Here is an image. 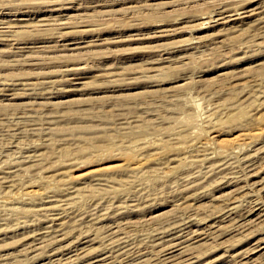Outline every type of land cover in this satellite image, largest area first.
Here are the masks:
<instances>
[{"label":"rangeland","instance_id":"374dc122","mask_svg":"<svg viewBox=\"0 0 264 264\" xmlns=\"http://www.w3.org/2000/svg\"><path fill=\"white\" fill-rule=\"evenodd\" d=\"M72 1L0 0V263L264 264V0Z\"/></svg>","mask_w":264,"mask_h":264},{"label":"bare ground","instance_id":"6f19581e","mask_svg":"<svg viewBox=\"0 0 264 264\" xmlns=\"http://www.w3.org/2000/svg\"><path fill=\"white\" fill-rule=\"evenodd\" d=\"M136 1H137V0H136ZM140 1H141V0H140ZM140 1L138 0V3H137V4H141V3H143V2H140ZM195 1H196V0H195ZM72 2H75V0L72 1ZM197 2H198V1H197ZM197 2H196V3H197ZM227 2H228V1H227ZM230 2L232 3V2H234V1H233V0L231 1V0H230ZM54 3H56V2H54ZM57 3H58V2H57ZM57 3H56V4H57ZM99 3H100V2H99ZM104 3H105V2H104ZM104 3H103V4H104ZM67 4H68V3H67ZM73 4H74V3H73ZM94 4H95V3H94ZM103 4L100 3V5H103ZM216 4H217V3H216ZM49 5H51V4H48V6H49ZM57 5H58V4H57ZM64 5H65V4H64ZM96 5H97V3H96ZM212 5H213V4H212ZM229 5H230V4H229ZM48 6H47V4H46V7H48ZM51 6H52V5H51ZM67 6H68V5H67ZM70 6H71V5H70ZM214 6H215V5H214ZM222 6H223V5H222ZM224 6H225V5H224ZM59 7H60V6H59ZM59 7H58V8H59ZM71 7H72V6H71ZM94 7H95V6H94ZM36 8H38V7H36ZM36 8H34V9H36ZM39 8H40V7H39ZM39 8H38V10H40ZM48 8H50V7H48ZM48 8H46V9H48ZM58 8H57V9H58ZM65 8H66V7H65ZM69 8H70V7H69ZM224 8H226V7H224ZM224 8H223V9H224ZM232 8H233V7H232ZM232 8H230V9H232ZM234 8H235V7H234ZM262 8H263V7H262ZM44 9H45V8H44ZM46 9H45V10H46ZM55 9H56V8H55ZM227 9H228V8H227ZM227 9H226V10H227ZM237 9H238V8H237ZM241 9H242V8H241ZM29 10H30V9H29ZM38 10H36V11H38ZM42 10H43V9H42ZM49 10H51V9H49ZM52 10H53V9H52ZM58 10H59V9H58ZM221 10H222V9H221ZM226 10H225V11L223 10V11H221L218 15H215V16H217V17H216L217 20L213 21V19H215V18H209V17H208V18H209V19L207 18L208 21L211 20L210 23H214V22H216L217 24L221 25V24H224V23H226V22H229L233 16H236V17H235V19H232V20H237V19L239 20V18L241 17V16H238V15L240 14V12L238 13V12L236 11V8H235L234 10L237 12V14H236V13H235V14H234V13H233V14L229 13L230 15H228ZM228 10H229V9H228ZM245 10H246V9H245ZM27 11H28V9H27ZM30 11H31V10H30ZM34 11H35V10H34ZM34 11H32V12H34ZM216 11H217V10H216ZM232 11H233V10H232ZM251 11H252V10H251ZM6 12H7V11H6ZM9 12H11V11H9ZM15 12H16V11H15ZM229 12H230V11H229ZM252 12H254V11H252ZM0 13H1V12H0ZM22 13H23V12H22ZM25 13H26V12H25ZM40 13H41V12H40ZM47 13H48V12H47ZM66 13H67V12H66ZM260 13H261V12H260ZM15 14H16V13H14V15H15ZM20 14H21V13H20ZM27 14H28V13H27ZM68 14H69V13H68ZM68 14H67V15H68ZM215 14H216V13H215ZM241 14H242V13H241ZM245 14H246V13H245ZM48 15H50V14H48ZM242 15H244V12H243ZM247 15H248V14H247ZM251 15H252V14H251ZM0 16H1V15H0ZM42 16H44V17H42L41 20L44 19V21H39V22H38V20L41 18L40 16H39L40 18H39L38 20H35V21H37V22H34V21L32 20V23H31V22H30V23H29V22H23V23L20 22L21 24H19V23H17V21H18V20H17L16 22L14 21L15 23H11V24L7 25L5 30H9V34L12 33V32L10 33V31H14V32H17V34H20V33H22V32H23V33H24V32H38V31L42 30L43 28H49V29H52V27H57V26H61V27H63V28H66V27L68 26V24H69L67 21H64V20H61V19L56 20V19L60 18V17H59L60 15H59L57 18L55 17V18H52V19H49L48 16H47V18H48L49 20H45V18H46L45 15H42ZM52 16H53V15H52ZM68 16H69V15H68ZM68 16H67V17H68ZM53 17H54V16H53ZM211 17H212V16H211ZM4 18H5V17H4ZM7 18H8V17H7ZM20 18H21V17H20ZM20 18H19V19H20ZM14 19H15V18L13 17V20H14ZM21 19H23V17H22ZM24 19H25V18H24ZM29 19H30V18H29ZM32 19H34V18L32 17ZM229 19H230V20H229ZM240 20H241V19H240ZM245 20H246V19H245ZM260 20H261V19H260ZM2 21H3V20H2ZM5 21H6V20H5ZM7 21H8V20H7ZM20 21H21V20H20ZM26 21H27V20H26ZM30 21H31V20H30ZM3 22H4V21H3ZM10 22H11V21H10V18H9V22H8V23H10ZM207 23H208V22H207ZM242 23H243V22H242ZM242 23H241V24H242ZM0 24H1V23H0ZM237 24H238V23H237ZM237 24H236V25H237ZM248 24H249V23H248ZM208 25H209V23H208ZM211 25H212V24H211ZM219 25H218V26H219ZM228 25H229V24H228ZM230 25H231V24H230ZM221 26H222V25H221ZM221 26H220V27H221ZM1 27H2V25H1ZM4 27H5V26H4ZM222 27H223V26H222ZM57 28H58V27H57ZM225 28H226V27H225ZM0 29H1V28H0ZM5 30H4V31H5ZM1 31L3 32V29H2ZM2 32L0 33V35L3 34ZM5 32H6V31H5ZM161 33H162V32H161ZM12 34H13V33H12ZM17 34H16V35H17ZM4 35H5V34H4ZM4 35H2V36H4ZM161 35H162V34H160L159 36H161ZM2 36H1V38H3V39H5V38H6V39L9 38V36H6V37H2ZM10 36H11V35H10ZM161 37H162V36H161ZM1 38H0V39H1ZM3 39H2V41H4ZM9 39H10L9 41H11V42L13 41V40H11V38H9ZM12 39H14V38L12 37ZM67 40H68V39H67ZM9 41H7V42H9ZM13 42H14V41H13ZM66 42H67V41H66ZM73 42H74V41H73ZM75 42H77V41H75ZM75 45H76V44H75ZM76 46H77V45H76ZM76 46H75V48H76ZM65 47H67V46L61 47V48H64V49H63V50H60V48H59L58 46H56V45L51 46V47H50V50L48 49V50H49V55H48V54L46 55L47 58H49V59H51V60H59V61H60V60H63V59H66V60H67V59L78 58V56H81L82 53H84V52H81V49H79L80 52L77 51V52H79V53H75V52L72 53V51L68 52V51L70 50L71 47L69 46V47H70L69 49H67V48L65 49ZM73 48H74V47H73ZM78 48H79V47H77V49H78ZM71 49H72V48H71ZM22 50H23V49H22ZM22 50H21V51H22ZM75 51H76V49H75ZM169 51H170V50H169ZM46 52H47V50H46V51L43 50V51H41V52L38 51V53H41V54H39V55H30V57H31V58H34V59L42 60L43 55H44V53H46ZM86 52L88 53L89 50L86 51ZM172 52H173V50H172ZM175 52H176V51H175ZM23 53H24V52H23ZM23 53H22V54H23ZM31 53H32V52H31ZM47 53H48V52H47ZM169 53H170V52H169ZM25 54H26V53H24L23 55H25ZM84 54H86V53H84ZM167 54H168V53H167ZM18 55H19V54H18ZM19 56H20V55H19ZM82 56H84V55H82ZM169 56H170V55H169ZM164 58H165V57H164ZM170 58H171V57H170ZM162 59H163V58H162ZM162 59H161V61H162ZM173 59H174V58H173ZM163 61H164V60H163ZM165 61H166V59H165ZM159 62H160V61H159ZM70 76H71V75H70ZM247 155L249 156L250 154H247ZM247 155H246V158H248ZM250 156H253V155L251 154ZM253 157H254V156H253ZM246 158H245V159H246ZM255 159H256V158H255ZM255 159H254V160H255ZM254 160H253V161H254ZM256 160H257V159H256ZM253 161H252V162H253ZM248 162H249V161H248ZM255 162H256V161H255ZM255 162H254V163H255ZM244 163H245V162H244ZM250 163H251V162H250ZM258 163H259V160H258ZM246 164H247V163H245V167H246ZM256 164H257V163H256ZM253 165H254V164H253ZM253 165H252V166H253ZM247 166H248V165H247ZM250 166H251V165H250ZM252 166H251V167H252ZM248 167H249V166H248ZM243 173H244V172H243ZM239 177H240V176H239ZM235 178H236V177H235ZM227 179H228V178H227ZM260 207H262V206H260ZM260 207H259V208H260ZM43 208H44V207H43ZM263 208H264V207H263ZM256 209H257V208H256ZM43 210H44V209H43ZM46 210H47V209H46ZM263 210H264V209H263ZM51 211L53 212V210H51ZM51 211L49 210L48 213H50ZM257 211L259 212V211H261V210H257ZM37 212H39V211H37ZM45 212H47V211H45ZM52 212H51V213H52ZM255 212H256V211H255ZM41 214H42V213H41ZM43 214H44V213H43ZM43 214H42V215H43ZM250 214H251V213H250ZM262 214H263V211H262ZM45 215H46V214H45ZM254 215H255V213H254ZM48 216H51V215H48ZM51 217H53V216H51ZM260 218H261V216H260L258 219H260ZM263 220H264V219H263ZM251 221L254 222L252 219H251ZM251 221H250V222H251ZM44 222H46V221H44ZM263 222H264V221H263ZM43 226H44V225H43ZM47 227H48V226H47ZM42 228H43V229H41L40 231H45L44 227H42ZM49 228H50V227H49ZM51 228H53V227L51 226ZM51 228H50V229H51ZM38 229H40V228H38ZM50 229H49V230H50ZM262 229H263V228H262ZM46 230H47V229H46ZM54 231H55V230H54ZM33 232H34V231H33ZM33 232H32V233H33ZM35 232H36V230H35ZM45 232H46V231H45ZM263 232H264V231H263ZM42 233H43V232H42ZM48 233H49V231H48ZM50 233H52L51 230H50ZM54 233H55V232H54ZM59 233H60V231H59ZM59 233H56V234H59ZM204 233H205V232H204ZM204 233H203V234H204ZM34 234H35V233H34ZM37 234H38V233H37ZM46 234H47V233H46ZM60 234H61V233H60ZM205 234H206V233H205ZM31 235H32V234H30V236H31ZM48 235H49V234H48ZM61 235H62V234H61ZM207 235H208V234H207ZM211 235H212V234H211ZM211 235H210L209 237H211ZM27 236H29V235H26L25 237H27ZM43 236H44V234H43ZM49 236L51 237V234H50ZM49 236H48V238H49ZM54 236H55V235H54ZM31 237H32V236H31ZM34 237H35V235H34ZM52 237H53V234H52ZM182 237H184V236H182ZM182 237L180 236L181 240H182ZM28 238H29V237H28ZM32 238H33V237H32ZM37 238H38V236H37ZM48 238H47V239H48ZM53 238H54V237H53ZM57 238H58V237H57ZM57 238H54V240L57 239ZM24 239H25V238L23 237L22 240L25 241ZM33 239L36 240V237L33 238ZM33 239H32V241H33ZM40 239H41V238H40V236H39V240H40ZM42 239H44V237H42ZM45 239H46V237H45ZM184 239H187L186 236H185ZM206 239H210V238H206ZM212 239H214V237H212ZM260 239H261V238H260ZM27 240H28V239H27ZM48 240H49V239H48ZM50 240H51V241H54V240H52V239H50ZM50 240H49V242H51ZM174 240H175V239H174ZM181 240H180V241H181ZM262 240H263V239H262ZM171 241H173V240H171ZM184 241H185V240H184ZM263 241H264V240H263ZM26 242H27V241H26ZM28 242H29V241H28ZM38 242H39V241H38ZM43 242H44V241H43ZM58 242H59V241H57V243H58ZM33 243H37V240H36V242L33 241V242H30L29 244H33ZM46 243H47V242H46ZM52 243H53V242H52ZM183 243H184V242H183ZM23 244H24V243H23ZM170 244H171V243H170ZM174 244H175V243H174ZM181 244H182V243H181ZM24 245H25V244H24ZM33 245H35V244H33ZM48 245H50V243H49ZM52 245H55V244H51V246H52ZM171 245H172V244H171ZM176 245H177V244H176ZM176 245H175V247H176ZM184 245H186V244L184 243ZM261 245H262V244H261ZM26 246L29 248V245H26ZM26 246H25V248H24V251H25V249H26ZM37 246L39 247L40 245H37ZM37 246H36V247L34 246V247L37 249ZM51 246H49V247H51ZM55 246H56V245H55ZM178 246H179V243H178ZM188 246H189V245H188ZM188 246L186 245L187 248H188ZM180 247H181V246H180ZM183 247H184V246H183ZM186 247H184V250H183V249H180V250H183V252H184V251L186 252V250H188V249H186ZM28 248H27V250H31V248H30V249H28ZM32 248H33V247H32ZM35 248H34V249H35ZM39 248H41V246H40ZM169 248H170V247H169ZM176 248L179 249V247H176ZM176 248H175V250H176ZM190 248H191V247H190ZM190 248H189V249H190ZM34 249H32V250H34ZM49 249H50V248H49ZM185 249H186V250H185ZM27 250H26L25 253L28 254V252H30V251L27 252ZM32 250H31V251H32ZM51 250H53V249H51ZM57 250H58V249H57ZM180 250H179V251H180ZM252 250H253V249H252ZM53 251L55 252L56 249L53 250ZM169 251H170V250H169ZM173 251H174V250H173ZM74 252H76V251H74ZM85 252H86V251H85ZM85 252H83V255H84ZM88 252H90V251H88ZM92 252H93V251H92ZM100 252H101V251H100ZM167 252H168V251H167ZM167 252H166V253H167ZM185 252H184L183 254H185ZM190 252H192L191 249H190ZM252 252H253V251H252ZM25 253H24V254H25ZM32 253H33V252H32ZM96 253L98 254V251H97ZM102 253H103V252H102ZM166 253H165V254H166ZM170 253H171V251H170ZM179 253H180V256H182V255H181V251H180ZM187 253H188V252H187ZM187 253H186V254H187ZM192 253H193V252H192ZM27 254H26V255H27ZM88 254H89V253H88ZM91 254H92V253H91ZM94 254H95V253H94ZM106 254H107V253H106ZM168 254H169V253H168ZM186 254H185V256H186ZM245 254H246V253H244L243 256H244V257H247V256H245ZM38 255H39V254H38ZM65 255H67V254H65ZM75 255H76V254H75ZM75 255H73V256L75 257ZM79 255H80V254H79ZM95 255H96V254H95ZM241 255H242V254H241ZM73 256H72V257H73ZM76 256H78V255H76ZM91 256H92V255H91ZM91 256H90V257H91ZM96 256H98V255H96ZM103 256L105 257V256H108V255H103ZM166 256H167V255H166ZM175 256H176L175 253H174V255H171V256L168 255V257L166 258V260H167L168 262H171V261H173L174 259H176ZM185 256H184V257H185ZM188 256H189V255H188ZM188 256H187V257H188ZM26 257H27V256H26ZM33 257H34V256H33ZM43 257H44V256H43ZM85 257H86V256H85ZM85 257L80 258V260H81L80 263H79V261H77V260H76V261H77L79 264H102V263L104 264V263H105V262H103V259H104V258L102 259L101 257H100L101 259H100L99 257H98L99 259L96 258L97 260H94L95 258H92V259L89 258L87 261H83V262H82V260H83ZM88 257H89V256H88ZM88 257H87V258H88ZM94 257H95V256H94ZM184 257H183V260H184ZM27 258H28V257H27ZM27 258H26V260H27ZM37 258H38V256H37L36 258H33V259L36 260ZM75 258H76V257H75ZM105 258H106V257H105ZM236 258H237V257H236ZM241 258H243V257H241ZM29 259H30V258H29ZM33 259H32V257H31V261H32V262H33ZM67 259H68V258H66V260H67ZM72 259H73V258H72ZM109 259H111V258H109ZM164 259H165V258H164ZM188 259H191L190 256H189ZM237 259H238V258H237ZM26 260H25V262H26ZM69 260H71V259L69 258ZM112 260H113V259H112ZM112 260H111V262H113ZM3 261H4V260H3ZM109 261H110V260H108V262H109ZM186 261H187V260H186ZM241 261H242V260H241ZM246 261H247V260H245V262H246ZM25 262H24V263H25ZM72 262H73V261H72ZM72 262H71V263H72ZM74 262H75V261H74ZM77 262H76V263H77ZM106 262H107V261H106ZM108 262H107V263H108ZM111 262H110V264H111ZM168 262H167V263H168ZM174 262H175V261H174ZM174 262H173V264H174ZM176 262H178V261H176ZM232 262H234V260H233ZM242 262H243V261H242ZM2 263L4 264V262H2ZM162 263H163V262H162ZM184 263H185V262H184ZM184 263H183V264H184ZM252 263H253V262H252ZM259 263H260V262H259ZM0 264H1V263H0ZM29 264H30V263H29ZM31 264H32V263H31ZM60 264H62V263H60ZM68 264H70V262H69ZM73 264H75V263H73ZM105 264H106V263H105ZM116 264H117V263H116ZM118 264H120V263H118ZM121 264H123V263H121ZM163 264H164V263H163ZM176 264H177V263H176ZM234 264H236V261H235ZM237 264H238V263H237ZM240 264H242V263H240ZM245 264H246V263H245ZM247 264H248V263H247ZM257 264H258V263H257Z\"/></svg>","mask_w":264,"mask_h":264}]
</instances>
